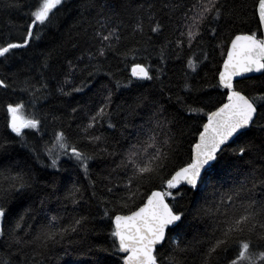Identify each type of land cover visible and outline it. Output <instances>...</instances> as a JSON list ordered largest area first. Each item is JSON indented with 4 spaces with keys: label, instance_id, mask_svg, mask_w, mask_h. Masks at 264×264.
I'll use <instances>...</instances> for the list:
<instances>
[{
    "label": "trees",
    "instance_id": "1",
    "mask_svg": "<svg viewBox=\"0 0 264 264\" xmlns=\"http://www.w3.org/2000/svg\"><path fill=\"white\" fill-rule=\"evenodd\" d=\"M188 0H66V3L55 11L51 26H37L35 32L40 35L39 40H33L27 49L13 50L7 58H0V78H7L9 88H0V144L6 145L0 149V168L19 162L17 171L28 173L31 177L29 183L32 188L26 197L16 199L12 206L17 212H22L29 205H34L37 212L38 223L46 222L44 217L56 216L68 223L75 216H86L89 223L78 233L72 234L60 244L52 246L43 256L34 257L31 249H26L28 264L35 258L39 264H118L122 262L124 254L116 252L113 247V239L110 236L113 230L112 218L116 212L127 213V209L119 207L118 197L123 196L124 174L122 171L112 170L120 161V155L127 150L130 143H135L137 138L145 139L150 130L156 126V118L153 116L158 107L164 109L163 117L173 119L172 132L177 140V164L186 162L192 152L202 124L206 121L203 113H190L182 107L177 97L182 98L193 107H204V103L211 97L212 102L224 101L225 90L210 87L218 81V70L226 53V46L231 37L238 32H256L261 38V29L258 31V17L255 14L256 0H225L226 5L236 10L232 18L222 19L218 25V35L212 38L209 33L203 37L204 51L208 59L203 60L200 56V48L193 47L191 52L187 45L177 59L175 41L180 36L182 23L181 12L170 13L168 5L172 3L185 4ZM10 3H18L20 7H8ZM37 4V0H0V44L6 42H21L26 35V27L30 23L28 12ZM151 5V9H149ZM154 13V20L148 17ZM112 17V25H119L121 40L116 51L107 52L104 57H97L89 61L88 55H95L98 44L93 39L94 31L99 27L98 21L106 17ZM143 18V32L133 29L138 19ZM159 22L162 27L157 33L150 31ZM167 41L171 45L164 48L163 60L161 59V48ZM223 42L225 48L222 50L218 45ZM127 53V55H123ZM192 53L200 56L202 61L196 72L187 67V60ZM42 54H50L47 60L48 67L43 68L42 62L45 57ZM83 57L82 60L77 58ZM72 61L76 68L71 77L72 83L65 84L66 75L69 72L68 62ZM151 65L152 74L159 76V80L138 81L131 76L134 64ZM85 65H90L87 71H94L95 75L88 81V87L83 92L73 93L71 96H63L58 89L63 87L70 91L73 86H80L81 80L87 77V71L81 72ZM91 65H98L96 71ZM31 66V71L26 69ZM158 69H163L159 72ZM18 75H14L17 74ZM42 73V76H41ZM111 73L112 75H109ZM25 77H31L36 88L46 83L48 91L38 92L33 97L29 92L21 91L26 87L23 83ZM192 85L193 89H203V93L192 91L184 87L185 81ZM126 85L129 81L132 86L116 88V82ZM241 84L248 86L247 91L257 94L264 85V75L254 76L239 80ZM93 85H95L93 87ZM163 86V87H162ZM110 89L113 93L111 104V120H105L103 127L95 133H101L107 138L109 153L115 156L101 154L96 159L89 161L88 174L79 167L74 159L62 156L59 167L51 168L44 165L50 161L41 154L37 162L35 156L24 147V143L42 149L45 142H51L55 132L63 130L71 141H78L81 133L80 126L87 123L90 116L97 107L103 95L104 89ZM139 95L147 97L146 103L130 112L132 105ZM23 101L24 107L20 114L25 119L39 117L43 120L40 132L32 129H24L23 137H16L7 128L8 113L6 105ZM78 108L72 113V108ZM214 110L205 107V112ZM53 117H56L54 120ZM161 117V118H163ZM115 125L109 128L108 123ZM264 123V121H258ZM159 131V129H157ZM246 140H251L257 145L248 155L239 159L234 155L233 149L238 148ZM264 141V131L258 126H253L247 137H241L230 142L224 149L220 165L226 172L222 174L223 188L250 181L256 178L255 187L249 183L253 196L264 198V186L260 180L264 179V149L260 148ZM81 150L92 153L95 149L86 141L80 142ZM109 179H105V178ZM28 177H26L27 179ZM111 181V182H109ZM209 187L205 195L212 199V185L216 180H208ZM118 185V187H116ZM79 188L78 203L74 204L69 198V193ZM112 188V192L107 191ZM166 190L161 179L145 182L139 189L135 203L129 201V206L134 210L148 194L155 190ZM95 193V195H93ZM175 199L168 198V202L177 210L190 213L191 210L203 204V200H194V192L189 187L183 186L179 193L173 190ZM113 201L105 204L103 201ZM107 207L111 209L110 216L104 217L103 211ZM31 222V221H30ZM188 223L182 230L171 233L173 240L179 239L183 244H188L192 249L187 256V264H200L199 241L206 237L204 233L211 231L209 225L211 220L201 219L189 215ZM170 243L159 247L158 252L164 257L169 253ZM106 249V251L104 250ZM9 255L8 242L0 237V264L11 261V264H24L25 254L19 257L12 250ZM220 264H227L223 258Z\"/></svg>",
    "mask_w": 264,
    "mask_h": 264
},
{
    "label": "snow or ice",
    "instance_id": "2",
    "mask_svg": "<svg viewBox=\"0 0 264 264\" xmlns=\"http://www.w3.org/2000/svg\"><path fill=\"white\" fill-rule=\"evenodd\" d=\"M66 3V0H37V4L30 8L27 13L30 23L26 27V35L21 42H6L0 44V58H7L13 50L27 49L33 40H39L35 29L37 26H51L55 11H58ZM8 7H20L18 3H10ZM149 5V9H151ZM170 13L181 12L182 21L180 36L174 42L177 59L187 45L191 52L193 47L200 48V56L203 60L208 59V54L204 51L203 37L209 33L212 38L218 35V25L222 19H230L236 15V10L226 5L225 0H188L185 4L172 3L168 5ZM255 14L258 17V31L264 29V0H256ZM154 13L148 17L149 21L154 20ZM99 27L94 31L93 39L99 45L95 55L89 53V61L97 57H104L107 52L116 51L117 45L121 40L119 25H112V17L108 16L103 21H98ZM162 25L157 21L150 31L157 33ZM137 31L143 32V18L138 19L133 34ZM172 41H167L161 48V59L163 60L164 48L171 45ZM222 50L225 48L223 42L218 45ZM45 59L42 67L47 68V60L50 54H42ZM123 55H127L124 53ZM187 60V67L192 72H196L202 62L200 56L192 53ZM82 60L83 57L77 58ZM69 72L66 75L65 84L72 83L71 77L76 65L72 61L68 62ZM90 65H85L81 72L87 71ZM96 71L98 65H91ZM26 71H31L29 66ZM163 72V69H158ZM261 73L264 75V38H258L256 32H238L234 34L230 43L226 46V55L223 64L218 70V81L216 85L210 87L222 88L225 90L224 101L212 102L211 97L204 103V107H193L187 104L182 98L177 97L182 107L190 113H203L206 122L202 124L198 139L192 145V152L189 159L177 164L178 157L177 140L172 132L173 119L163 117L164 109L156 108L153 116L156 118L155 128L150 130V134L145 139L137 138L135 143H130L127 150L120 155V161L112 171L120 170L124 174L125 183L123 185L125 194L118 197L119 207L127 209V214L116 212L112 218L113 230L110 236L113 239V247L116 252L124 254L122 262L118 264H187V256L190 249L188 244H183L179 239L173 240L171 233L182 230L188 223L189 215L201 219L211 220L209 227L211 231L204 233L205 239L199 241L200 264H220L221 259L226 260L227 264H264V198L253 196L248 184L255 187L256 178L250 181L223 188L221 176L226 172L223 167H218L222 159L224 149L228 142L247 137L253 126H258L264 131V85L261 86L257 94L247 91L248 86L238 81L237 77H244L246 73ZM14 75H18L14 74ZM95 75L94 71H87V77L81 80L80 86H73L70 91H65L60 87L58 91L63 96H71L73 93L83 92L88 87V81ZM109 75H112L109 73ZM42 76V73H41ZM131 76L138 81L159 80V76L152 74L151 65L134 64ZM7 78H0V88H9ZM23 83L26 87L21 88L23 92H29L35 97L36 93L48 91L46 83H42L40 88L32 83L31 77H25ZM95 85H93L94 87ZM132 82L121 85L116 82V88L131 87ZM163 87V86H162ZM184 87L191 93L192 91L203 93V89H193L187 80ZM106 92L100 101L99 107L88 116L87 123L80 126V137L78 141H71L68 135L61 129L55 132L51 142H45L42 149L36 146H29L27 142L24 147L29 148L37 162L40 161L41 154L50 161L45 167L58 168L62 156L74 159L76 164L88 174L89 161L96 159L98 155L107 154L115 156L116 153H109L107 138L101 133H95L103 127L105 120L110 121L112 113L110 111L113 93L105 88ZM206 94V93H203ZM147 97L139 95L135 98L132 105L128 106L130 112L143 106ZM24 107L23 101L9 103L6 110L9 116L7 128L16 137H23L24 129H32L40 132L43 120L39 117L24 119L19 114ZM205 107L212 108L205 112ZM72 113H76L78 108L73 107ZM163 117V118H161ZM55 120L56 117H53ZM109 128L115 125L108 123ZM159 129V131H157ZM86 141L95 149L92 153L81 150L78 146L80 142ZM6 145L0 144V149ZM257 145L251 140L233 149V153L239 159H243ZM260 148L264 149V141ZM16 167L19 162H15ZM16 167L9 165L0 168V237L8 242L9 255L15 250V255L19 257L25 254L24 264H28L26 249H31L34 257L45 254L52 246L60 244L72 234L78 233L89 223L86 216H75L68 223H64L62 218L45 216L44 223H38L36 208L29 205L22 212H17L12 206L16 199L26 197L32 188L29 183L31 177L28 173L17 171ZM26 177H28L26 179ZM109 179V178H105ZM161 179L166 186V190H153L134 210L129 206V201L135 203L136 196L140 187L144 183ZM208 180H216L221 184L217 188L216 184L209 200L205 195L209 187ZM111 182V181H109ZM264 186V179L260 180ZM189 186V191L194 192V200H203V204H198L190 213L177 210L168 202V198L175 199L173 190L179 193L180 188ZM118 187V185H116ZM109 193L112 188H108ZM79 188H74L69 193V198L74 204L78 203ZM95 195V193H93ZM105 204L114 203L113 201H103ZM111 209L105 207L104 217L110 216ZM31 221V222H30ZM170 243L169 253L164 257L158 252V247H164ZM106 251V249H104ZM4 264H11L5 261ZM31 264H39L35 258Z\"/></svg>",
    "mask_w": 264,
    "mask_h": 264
},
{
    "label": "water",
    "instance_id": "3",
    "mask_svg": "<svg viewBox=\"0 0 264 264\" xmlns=\"http://www.w3.org/2000/svg\"><path fill=\"white\" fill-rule=\"evenodd\" d=\"M261 38H264V29H261ZM230 43V42H229ZM225 55H226V53H225ZM225 57V56H224ZM222 64H223V61H222V63H221V66H222ZM221 66H220V68H221ZM259 75H261V73H255V72H253V73H246V74H244V77H237L236 79L239 81V80H242V79H246V78H251V77H254V76H259ZM206 122V121H205ZM199 135V134H198ZM197 139H198V136H197ZM196 139V140H197ZM196 142V141H195ZM230 142L231 141H229L228 142V144H230ZM185 186H187V185H185ZM187 187H189V186H187ZM155 190H159V189H155ZM159 191H163V190H159ZM151 194V192L148 194V195H150ZM147 198V197H146ZM146 200V199H145ZM121 214V213H120ZM125 214H127V213H125ZM158 248L160 247V246H157Z\"/></svg>",
    "mask_w": 264,
    "mask_h": 264
},
{
    "label": "rangeland",
    "instance_id": "4",
    "mask_svg": "<svg viewBox=\"0 0 264 264\" xmlns=\"http://www.w3.org/2000/svg\"><path fill=\"white\" fill-rule=\"evenodd\" d=\"M20 114V113H19ZM21 115V114H20ZM22 116V118H24L25 119V117H23V115H21Z\"/></svg>",
    "mask_w": 264,
    "mask_h": 264
}]
</instances>
